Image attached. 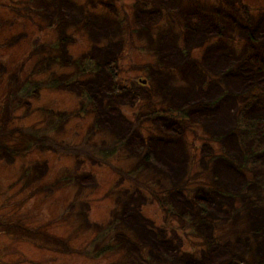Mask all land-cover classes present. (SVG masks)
<instances>
[{
	"label": "rangeland",
	"instance_id": "374dc122",
	"mask_svg": "<svg viewBox=\"0 0 264 264\" xmlns=\"http://www.w3.org/2000/svg\"><path fill=\"white\" fill-rule=\"evenodd\" d=\"M140 1L0 0V130L9 132L2 139L11 147L0 150V264H199L207 254L218 264L236 255L239 264L264 259V238L255 233L264 226V158L235 162L229 158L233 148L223 142L233 134L215 129L213 115L193 121L190 113L186 118L170 111L147 65L156 56L144 50L151 49L148 36L139 33L143 27L154 36L171 29L185 46L182 22L201 29L219 14L217 6H248L256 15L264 0H164L167 15L153 22L140 13ZM93 17L117 35L98 34ZM215 23L212 31L227 28ZM240 31H227L236 48L244 44ZM59 32L70 37L67 55L82 61L85 72L73 78L72 88H35L33 81L75 70L49 59L61 56L53 46ZM217 40L190 51L201 56L205 45L215 50ZM113 58L120 70L112 79L105 64ZM94 63L99 68L88 72ZM172 71L174 80L160 81L187 91L190 81ZM17 73L19 83L12 85ZM115 84L121 92L112 91ZM12 87L16 96L9 99ZM86 87L93 91L90 101L82 93ZM73 110L78 112L61 119ZM31 129H41V138ZM67 147L77 150L68 153ZM235 150L238 156L240 147ZM199 185L211 191L201 222L199 209L185 199Z\"/></svg>",
	"mask_w": 264,
	"mask_h": 264
},
{
	"label": "trees",
	"instance_id": "16d2710c",
	"mask_svg": "<svg viewBox=\"0 0 264 264\" xmlns=\"http://www.w3.org/2000/svg\"><path fill=\"white\" fill-rule=\"evenodd\" d=\"M163 1L164 0H141L138 3V5L142 7L140 13L142 16H145V18H148L150 22H153V19L157 21V16L167 15L164 11L167 2L163 3ZM233 3V0H224V5ZM148 5H153L150 7L152 8L151 10L147 9ZM162 6L163 9H160ZM223 7L224 6H217L216 9L219 14H214L216 18L210 17L208 20L209 23L201 29H192L188 25L186 26L185 22H182L183 28H186L184 37L182 36L183 40L186 41L185 46L180 45L178 41L177 37L181 34H175L171 29L160 30L154 36L148 28L143 27L139 30V33L140 35L146 33L148 36V46L151 49L144 50L146 52L152 50L156 56V60L147 65L150 74L152 75L154 73L153 78L156 81L155 91H158L159 95L164 98V101L169 105L170 111L175 112L176 116L181 115L186 118L190 113L193 121L195 115L202 114V119L206 115H213L215 129H224L223 132H227V129H230V132L233 134V136L223 140L225 144H229L233 148L229 154V158L235 160V162L240 161V164L246 165V163L250 164L252 158H256L257 156L264 158V11L255 15L249 10L248 6H238L234 11L224 10ZM223 14L225 15L224 20H222ZM63 15H65V10L62 7L59 15V19L62 21L66 19ZM190 17L192 18V16ZM87 18V20L91 19L89 17ZM217 19L222 21L227 28L223 29L219 27L217 31H212L211 29L214 28L210 27V23L217 22ZM240 19L243 21L241 22ZM60 20H57L55 25L61 26L62 28L65 27L66 24ZM91 21L98 23V34L117 35V33L110 29L111 27L109 25L102 23L96 17H93ZM172 21L173 19L170 17V22ZM108 22L109 21L106 20V23ZM233 28L241 30V37L244 39V44L239 46V48L229 44L230 37L227 31ZM211 32L212 34H210ZM213 38H218L215 50H206L208 45H205L204 52L201 56L191 53V47L202 46L206 43V39L212 40ZM70 40L69 36L59 32L57 42L53 46L62 51L61 56H53L49 59H58L62 65H72L75 67V70L69 76H54L51 80L42 82L33 81L32 84L35 88L38 85L42 86L41 89L72 88L71 83L75 81L73 78L77 76L78 73L85 72V65L82 61H79V59L73 61L67 55L65 47ZM196 40L198 41L194 44ZM36 52H38L37 47L33 50V53ZM99 66L100 64L94 63L93 66H90L88 72H95ZM105 67L110 76L112 75L114 78H117L120 69L117 65V61H114V58L106 63ZM173 69H179L180 76H182L183 79L185 78L186 81H190L191 84L187 89L188 92L180 90L174 91L172 84L168 85L160 81V78L164 76L168 77V81L174 80L175 75L173 74ZM101 75L104 76V73ZM31 81L32 80H30V82ZM18 83L19 73L15 75V81L12 85H17ZM112 91L121 92L119 91L118 84H115ZM82 93H84L87 101L92 99L93 91L91 88L86 87ZM30 94L34 95L35 92L32 91ZM139 94L143 96L146 95L141 92ZM15 96L16 94L13 93L12 87V91L9 93V99ZM211 97L215 98L214 103L205 100ZM202 100L205 101L204 104L197 108L196 106L199 105L198 103ZM12 106V102L11 104H6V108L9 107L11 109ZM82 110H84V107H82ZM74 112L78 111L73 110L68 113H61V119H64V121L68 120L72 117ZM11 116L12 115H10V117ZM233 116H235V120ZM195 120L198 121L197 118ZM30 131L33 136L41 138V129H31ZM7 134H9V132L0 130V150H9V148H11L8 144H3L4 140L2 137ZM41 141L42 139L37 140L34 144H39ZM115 143L120 147L123 146V143H119L118 140H116ZM235 147H240L241 152L238 156L235 155ZM63 150L68 153L72 151L75 152L77 147H67ZM250 152L257 153L251 154ZM27 174L29 175V172ZM125 174L131 177V173ZM139 184L145 188H149V186L142 185L140 182ZM210 192L208 187L203 185L200 187L199 185L194 187L193 193L190 196L185 197L189 205H195L199 209L200 214L198 222L205 220L207 213L210 211ZM222 192L225 193L224 191ZM115 219L121 218L115 216ZM143 224L147 225V221L143 220ZM113 225L118 226L119 223L114 221ZM145 232L148 234L150 231L149 229H145L144 233ZM255 233L259 238L263 239L264 226H261ZM98 238H102V236L99 235ZM259 244H261V242H259ZM105 245L113 249V247H110L112 245L106 242V239ZM210 247L211 244H209L208 250ZM207 256L206 262L201 261L199 264H218L210 258L209 254H207ZM122 258H124V255ZM207 261L210 263H207ZM241 261V256L236 255V258L230 259V261L225 262V264H239ZM171 262L178 264V261L175 260ZM262 263H264V259L254 264Z\"/></svg>",
	"mask_w": 264,
	"mask_h": 264
},
{
	"label": "bare ground",
	"instance_id": "6f19581e",
	"mask_svg": "<svg viewBox=\"0 0 264 264\" xmlns=\"http://www.w3.org/2000/svg\"><path fill=\"white\" fill-rule=\"evenodd\" d=\"M186 92H188V91H186Z\"/></svg>",
	"mask_w": 264,
	"mask_h": 264
}]
</instances>
